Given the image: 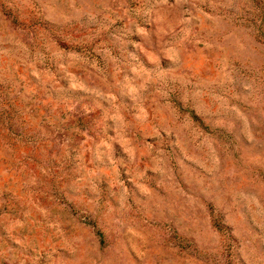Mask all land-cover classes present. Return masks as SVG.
<instances>
[{"label":"rangeland","instance_id":"1","mask_svg":"<svg viewBox=\"0 0 264 264\" xmlns=\"http://www.w3.org/2000/svg\"><path fill=\"white\" fill-rule=\"evenodd\" d=\"M0 264H264V0H0Z\"/></svg>","mask_w":264,"mask_h":264}]
</instances>
